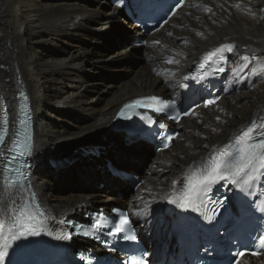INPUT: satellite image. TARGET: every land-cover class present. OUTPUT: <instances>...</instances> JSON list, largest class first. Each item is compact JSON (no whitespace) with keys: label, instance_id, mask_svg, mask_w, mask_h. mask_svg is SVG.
Instances as JSON below:
<instances>
[{"label":"bare ground","instance_id":"obj_1","mask_svg":"<svg viewBox=\"0 0 264 264\" xmlns=\"http://www.w3.org/2000/svg\"><path fill=\"white\" fill-rule=\"evenodd\" d=\"M110 1H101L104 6L92 12L68 6L57 8L51 3L36 4L35 0H0V101L4 100L13 119L15 93L19 87L27 93L33 120V150L26 187L36 193L44 213V226L53 232V236L44 235L46 238L56 240L55 235L67 232L66 221L73 216L88 215L92 208H109L116 200L115 187L127 181L112 172L110 165L130 173L148 161V169L142 175L144 181L135 185L131 195L119 200V204L132 213L144 243L154 251L170 232L173 204L163 197L172 191L171 182L176 180L177 190L182 188L179 181L190 165L199 166L202 158L208 157L214 148H223L242 126H251L253 120L264 115V0H186L167 26L148 35L133 24L127 25L134 28L129 32L123 25L126 22L120 21L121 10L115 5L109 7ZM110 28L115 29L119 45L114 52L103 53L100 44ZM169 32L171 36L167 35ZM76 36L97 46L89 47L84 42L71 45L56 59L43 55L42 48L54 39L64 43L67 37ZM137 37L146 40L141 66L127 82L115 86L110 98L90 95L89 91H95L99 83L92 74L103 69L106 60L132 58ZM223 43L236 47L228 55L221 99L212 106H199L192 111L195 115L172 124L179 134L169 149L155 152L141 136L110 129L116 112L129 100L178 97V84L190 67ZM244 56L249 59L242 60ZM168 59L178 60L179 64H169ZM63 69H67L66 75L61 73ZM253 70L257 76H251ZM237 73L250 78L241 81ZM112 86L106 85V89ZM73 110L85 113L92 121L79 127L78 132H68L56 125L53 113ZM216 117H220L219 121ZM111 132L118 135L110 139ZM96 146L97 151L91 149ZM88 149L95 154H87ZM79 151L84 153L74 160L58 162V157ZM2 181L0 175V185ZM53 182L76 188L86 186L87 192L54 195L50 186ZM99 183L105 184V193L96 191ZM0 194L8 195L2 188ZM70 241L101 252L98 247L86 246V240L81 238L72 237ZM8 251L20 261L27 256L23 240L14 242ZM240 264H264V256H246Z\"/></svg>","mask_w":264,"mask_h":264},{"label":"snow or ice","instance_id":"obj_2","mask_svg":"<svg viewBox=\"0 0 264 264\" xmlns=\"http://www.w3.org/2000/svg\"><path fill=\"white\" fill-rule=\"evenodd\" d=\"M123 2V0H122ZM184 0H180V3L176 5L177 8L183 6ZM236 7H240L239 4ZM206 11H211L210 8H205ZM264 11V10H262ZM168 23V21H165ZM171 36L172 33H167ZM197 35L201 33L197 32ZM154 44H158L159 41H153ZM235 45L232 43H223L213 49L206 52L201 58L199 68L201 74L199 77L195 75H185L184 81L196 80L197 82L206 79L208 73L203 71L206 66L214 61V58L218 57L220 63H226L228 60V54L234 53ZM247 61L249 57L244 56L241 58ZM167 63L179 64L178 60L169 59ZM214 71L224 72L223 67H218ZM158 75L160 73H157ZM239 79L244 81L249 79V76L240 75ZM258 73L253 70L251 76H257ZM183 86L187 87V84ZM227 91V89H225ZM21 98L25 101L28 99L23 92L20 93ZM218 99V98H217ZM159 100L156 96H150L144 98V100H134L131 103L125 104L121 108L119 115L126 116L127 113H133V109L136 108H148L155 112H162L166 108H171L172 103H165L162 107L153 108V103ZM216 100H208L205 102V107L214 105ZM220 111H224L220 109ZM189 115L190 113H184ZM195 115L194 112L191 113ZM126 118H129L126 116ZM151 122L150 117H143ZM219 121L220 117H216ZM20 123H26L20 121ZM2 131H0V175L3 177L2 188L3 193H8L7 196L0 194V264H3L4 257L8 255V249L16 241L27 239L30 237H38L43 235L53 236V232L45 228L43 223L44 213L40 207L36 198V193L31 192L26 187V162L23 167L17 166L15 162L21 157L29 156L33 150V137L31 132L25 129L23 135L17 131L15 135L16 139L9 141L8 133V118L7 115L3 118ZM212 131H216L215 128ZM163 139V137H162ZM171 142L172 137H167ZM10 144V146H9ZM169 145L165 144L167 148ZM207 147V145H205ZM8 153H12L11 158H8ZM177 181L171 182L172 191L167 196L163 197L168 200V203L175 204L181 209H190L193 212L204 210L202 212L203 219L212 224L216 220L217 214L220 212V207L223 202L219 200H212L211 194L214 191V186L221 185L223 187L231 186V189H239V193H234L241 200L242 211L246 214L252 210V205L255 201H247V195H264V123H259L256 120L251 122V126H242L238 132L229 137V142L224 145L223 148H214L208 157L202 158L199 162V166L190 165L189 171L184 174L179 181L182 184V188L177 190ZM257 185L261 186L259 194L254 191ZM147 191L151 192V189ZM240 193H244V196H240ZM18 196L19 198H13ZM139 199V197H137ZM246 202V208L244 204ZM209 205H212L211 211H209ZM114 212H119V209H113ZM142 211H146L142 210ZM264 212V208L260 209ZM129 224L128 217L121 216L120 222L115 224L113 228L107 232L108 236H117L119 234L125 241H135L136 236L131 234V230H128L126 234V228ZM93 231L82 230L76 234L83 236H91L95 234V230L101 227H107V224L101 225L99 221H96L91 225ZM73 233L63 232L55 235L56 240H71ZM250 244L241 245L243 248L253 247L255 251L251 253L252 256L264 255V235L252 236L248 235ZM30 243H38L39 241H29ZM230 242V241H229ZM222 244L223 242L218 241ZM115 248V245H113ZM218 250L216 248L213 249ZM198 251V249H197ZM144 253L139 251L138 255H132L127 257V264H147L144 259ZM246 255L245 251H239L236 256V264H240L241 258Z\"/></svg>","mask_w":264,"mask_h":264},{"label":"rangeland","instance_id":"obj_3","mask_svg":"<svg viewBox=\"0 0 264 264\" xmlns=\"http://www.w3.org/2000/svg\"><path fill=\"white\" fill-rule=\"evenodd\" d=\"M35 1H37V2H35L36 4H39L40 2H44V3L54 4V5H56L57 8H62V7L68 6L70 8L73 7V8H78V9H86V10H89L92 12L100 10L104 6V4L101 3V1H104V0H35ZM113 5H114V2L111 0L109 7H113ZM59 6H61V7H59ZM186 8H189V4L186 6ZM119 10H121V14L119 16L120 21H121V23L126 22L125 24L122 23L126 27V29L129 32L134 31V28L127 27L128 24H133V27H135V29H138V27L136 25H134L133 22L129 21L125 17V14H124V11L122 10V8H119ZM167 25H168V23H167ZM97 26L98 25L96 24L95 27H97ZM112 28L107 30L108 36L105 35L102 44H100V51L103 53L114 52L119 45L118 41H117L118 39L116 36L117 34L115 33L116 31H115V29H112ZM129 35H131V34H129ZM82 43L88 45L89 47L90 46H97V44L92 42V41L82 40L81 36L67 37L66 41L64 43L59 42L58 39H54V41L51 44L44 46L42 48V53L47 58L56 59V58L61 57L63 55L64 50L70 49L71 45L82 44ZM143 52H144V46H134L133 47V54L135 57L133 56L130 59L106 60L103 63L104 68L101 69L100 71L98 70V71H96V73L92 74V77H94L95 79H98L99 83H97V88L95 91H93V90L89 91L90 95H96V94L98 96L100 95L99 97L101 99L103 98L104 100L110 98L112 96V93H114V91L116 89L115 86L127 82L130 79L133 71L137 67L141 66V64L143 63V59H142ZM15 66L16 65L14 63H12V67L14 70H16ZM66 72H67V69L61 70V73L64 75H66ZM52 84H56V82H53ZM106 85H113V86H112V88L106 89ZM53 114L56 118V120H55L56 125L59 127H63L68 132H75V131L78 132L80 128L86 126L87 124H89L92 121L91 118L89 116H87L85 113L83 114L82 112H79L76 110H73L72 112L68 111L65 114L60 113V112H55ZM110 135H111L110 139H112L118 135V132H111ZM107 140H109V139H107ZM107 140L105 141V143L103 145L106 144ZM99 146H101V145H99ZM97 148H98V146L91 148V149H93L94 151H97L96 150ZM91 149H88L85 152H87V154H95L94 151L93 152L90 151ZM148 150L150 151V148ZM82 153H84V152L79 151L75 155L68 154V155L62 156L60 158L58 157L57 159H58V162H68L70 160H74L75 158H77ZM112 165H114V163ZM148 166H149V162L146 161V162L142 163L139 167H137L134 172L130 171V173L138 175L139 179L142 182V181H144L142 175H144L146 173ZM101 168H103V167H101ZM128 184H129V181L127 180L120 187H118V188L115 187L114 190H115L116 200L111 202V204L114 203V204H117L120 207H122L119 204V200L121 201V200L127 199L129 197V195H131L132 191L135 189V188H133L132 191L129 193V190L127 189ZM50 186H51V192L54 195H59V196H64V195H67L69 193L87 192L86 186L85 187L84 186H82V187L78 186V188H76L77 186L72 187L71 184H63V183L61 184L59 182L58 183L53 182V184L51 183ZM104 188H105V184L99 183V185L96 186V191L100 194L105 193V191H103ZM107 192H109V190H107ZM126 192L128 195L125 194ZM91 210L92 211L96 210V208H92ZM163 215H166V213H164ZM81 218L87 219L88 215L81 216ZM75 244H77V243H75Z\"/></svg>","mask_w":264,"mask_h":264},{"label":"water","instance_id":"obj_4","mask_svg":"<svg viewBox=\"0 0 264 264\" xmlns=\"http://www.w3.org/2000/svg\"><path fill=\"white\" fill-rule=\"evenodd\" d=\"M124 124H125V122H123V121H115L112 124V126L110 127V129L113 130V131H119ZM141 133H142V131L140 130V132H136L135 136L139 137L141 135ZM136 183H137L136 180L129 181V184H128V187H127V189L129 190V193L135 187ZM125 194L128 195L127 192ZM114 206H118V205L112 203L111 207H114Z\"/></svg>","mask_w":264,"mask_h":264},{"label":"trees","instance_id":"obj_5","mask_svg":"<svg viewBox=\"0 0 264 264\" xmlns=\"http://www.w3.org/2000/svg\"><path fill=\"white\" fill-rule=\"evenodd\" d=\"M138 237V236H137Z\"/></svg>","mask_w":264,"mask_h":264}]
</instances>
